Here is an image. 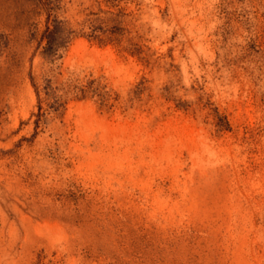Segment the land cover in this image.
I'll use <instances>...</instances> for the list:
<instances>
[{
    "label": "rangeland",
    "instance_id": "1",
    "mask_svg": "<svg viewBox=\"0 0 264 264\" xmlns=\"http://www.w3.org/2000/svg\"><path fill=\"white\" fill-rule=\"evenodd\" d=\"M0 34V264H264V0H0Z\"/></svg>",
    "mask_w": 264,
    "mask_h": 264
},
{
    "label": "trees",
    "instance_id": "2",
    "mask_svg": "<svg viewBox=\"0 0 264 264\" xmlns=\"http://www.w3.org/2000/svg\"><path fill=\"white\" fill-rule=\"evenodd\" d=\"M44 2H40V4L37 5L40 9H45L46 7L48 11L49 18L53 14V7L49 6L50 4H47V6H44ZM54 24L53 27H51L49 24L44 32V38L47 40L45 50L44 52L46 54H56L57 51H59L60 48H65L68 43L70 42L69 34H71L70 31H67L64 28V21L58 20V18L55 17L53 19ZM7 46V38L4 34H0V57L2 55V52L4 48Z\"/></svg>",
    "mask_w": 264,
    "mask_h": 264
}]
</instances>
